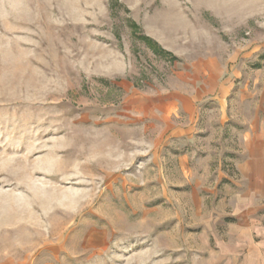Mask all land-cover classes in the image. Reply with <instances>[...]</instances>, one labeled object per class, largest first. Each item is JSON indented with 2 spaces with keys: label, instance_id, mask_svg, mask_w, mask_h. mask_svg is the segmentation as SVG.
<instances>
[{
  "label": "rangeland",
  "instance_id": "374dc122",
  "mask_svg": "<svg viewBox=\"0 0 264 264\" xmlns=\"http://www.w3.org/2000/svg\"><path fill=\"white\" fill-rule=\"evenodd\" d=\"M0 264H264V0H0Z\"/></svg>",
  "mask_w": 264,
  "mask_h": 264
},
{
  "label": "crops",
  "instance_id": "0c3cea01",
  "mask_svg": "<svg viewBox=\"0 0 264 264\" xmlns=\"http://www.w3.org/2000/svg\"><path fill=\"white\" fill-rule=\"evenodd\" d=\"M213 82H214V80H210V81H207L206 82V85L208 86L207 87V89L204 91V96H205V93L207 94V92L209 93V90H210V86L213 84ZM168 98V100H167V104L169 105V106H171V108H172V103H171V92L170 93H168V96H167ZM176 98H178V101L176 100ZM181 99H183L184 100V102H188V103H190V101L192 100V96H191V94L190 93H185V92H183V94H179V95H177V97H176V95H174V102H173V104L175 105L176 104V102H179L180 103V101H181ZM176 101V102H175ZM177 123V122H176ZM188 127H190L187 123H185V124H183V123H181V124H176L174 127H173V132L172 133H174V137L176 138L177 136H182V137H191V127L190 128H188Z\"/></svg>",
  "mask_w": 264,
  "mask_h": 264
}]
</instances>
